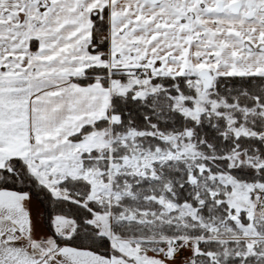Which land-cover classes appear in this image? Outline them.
<instances>
[{
	"label": "snow or ice",
	"instance_id": "snow-or-ice-1",
	"mask_svg": "<svg viewBox=\"0 0 264 264\" xmlns=\"http://www.w3.org/2000/svg\"><path fill=\"white\" fill-rule=\"evenodd\" d=\"M0 264H264V0H0Z\"/></svg>",
	"mask_w": 264,
	"mask_h": 264
}]
</instances>
